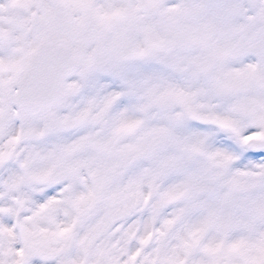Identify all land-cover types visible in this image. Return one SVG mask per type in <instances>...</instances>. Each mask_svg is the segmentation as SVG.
Segmentation results:
<instances>
[{
    "label": "snow or ice",
    "instance_id": "snow-or-ice-1",
    "mask_svg": "<svg viewBox=\"0 0 264 264\" xmlns=\"http://www.w3.org/2000/svg\"><path fill=\"white\" fill-rule=\"evenodd\" d=\"M0 264H264V0H0Z\"/></svg>",
    "mask_w": 264,
    "mask_h": 264
}]
</instances>
